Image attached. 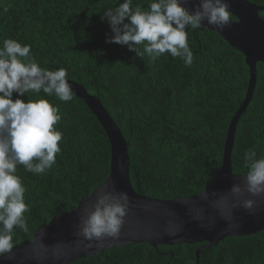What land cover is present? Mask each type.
I'll return each instance as SVG.
<instances>
[{"label":"trees","instance_id":"1","mask_svg":"<svg viewBox=\"0 0 264 264\" xmlns=\"http://www.w3.org/2000/svg\"><path fill=\"white\" fill-rule=\"evenodd\" d=\"M247 1L264 7V0ZM149 2L133 0L132 6L147 8ZM115 6L117 0H0V46L4 39L30 45L40 67L65 68L67 79L100 99L128 142L130 182L139 195L163 200L195 195L220 174L227 128L248 86L244 56L216 32L189 27L192 65L186 67L168 53L153 63L147 54L138 57L127 46L105 43L112 33L101 16ZM259 16L264 18V11ZM20 98L45 99L58 107L61 120L54 128L63 137L56 163L45 174L17 166L29 210L24 213L28 231H12L14 246L76 208L108 177L110 160L105 132L77 97L62 102L41 92ZM249 149L264 157L262 63L256 65L253 95L236 125L233 173L246 175L244 154ZM199 246L128 244L68 264H195ZM199 263L264 264V229L224 238L200 251Z\"/></svg>","mask_w":264,"mask_h":264},{"label":"clouds","instance_id":"2","mask_svg":"<svg viewBox=\"0 0 264 264\" xmlns=\"http://www.w3.org/2000/svg\"><path fill=\"white\" fill-rule=\"evenodd\" d=\"M187 3L188 0H150L147 8H142L133 7V0H117L118 6L106 9L101 16L112 33L106 36L105 43L127 46L138 57L147 54L153 63L168 53L190 67L194 53L188 44L187 29H200L206 22L223 31L231 26L232 12L228 0H198L191 11L184 6ZM67 75L65 68L52 71L40 67L31 55L30 45L4 39L0 46V256L7 259L11 257L6 254L14 247V227L28 231L24 218L29 210L24 201L26 189L16 175L17 166L23 165L30 173L45 174L56 163V154L61 151L58 142L63 137L54 128L61 120L58 107L45 99L25 102L20 97L43 92L62 102L70 101L74 92ZM244 167L247 173L243 185L233 184L230 194L233 208L242 206L251 213L254 201L245 199L241 204L239 198L245 192L264 195V157L257 158L256 151L249 149L244 154ZM114 191L102 190L92 210L85 209L79 225V235L85 240L100 241L119 234L127 214L128 195ZM203 198L207 199V194Z\"/></svg>","mask_w":264,"mask_h":264},{"label":"water","instance_id":"3","mask_svg":"<svg viewBox=\"0 0 264 264\" xmlns=\"http://www.w3.org/2000/svg\"><path fill=\"white\" fill-rule=\"evenodd\" d=\"M232 12L230 27L215 30L206 22L200 30L216 32L232 49L244 56L249 77L245 96L231 117L225 137L220 174L209 188L189 197L163 200L139 195L130 182L128 142L106 108L84 86L68 80L77 97L94 115L105 132L110 146L109 175L76 208L39 226L32 239L13 247L0 264H68L88 255L128 244L157 245L201 244L195 251V264L200 251L216 246L226 237L249 236L264 229V195L244 193L239 202L254 201L251 213L242 206L232 207L230 188L243 185L244 176L232 171L231 154L237 122L246 110L256 84V65L264 64V7L247 0H228ZM198 0H188L190 11ZM104 191L128 195L127 214L119 234L100 241L85 240L79 235L80 219L85 209L92 210L96 195ZM207 194V199L204 195ZM204 225L203 227L201 225Z\"/></svg>","mask_w":264,"mask_h":264}]
</instances>
